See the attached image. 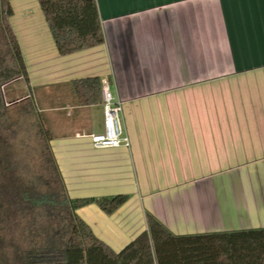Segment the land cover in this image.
Returning a JSON list of instances; mask_svg holds the SVG:
<instances>
[{"label":"crops","instance_id":"obj_1","mask_svg":"<svg viewBox=\"0 0 264 264\" xmlns=\"http://www.w3.org/2000/svg\"><path fill=\"white\" fill-rule=\"evenodd\" d=\"M96 1L104 43L64 56L39 0L10 1L29 83L8 85L39 92L69 197H129L76 213L115 252L147 213L174 235L264 228V0ZM88 77L121 101L129 147L82 137L103 130L102 96L83 105L72 86Z\"/></svg>","mask_w":264,"mask_h":264},{"label":"trees","instance_id":"obj_2","mask_svg":"<svg viewBox=\"0 0 264 264\" xmlns=\"http://www.w3.org/2000/svg\"><path fill=\"white\" fill-rule=\"evenodd\" d=\"M10 1L0 0V171L13 182L0 183V264H7L4 250L20 264H264V228L174 235L147 213V229L118 252L93 233L76 211L95 204L112 214L129 197L71 199L50 146L52 136L31 97L18 102L19 115L12 119L3 88L18 79L28 84L29 76L10 23ZM39 4L60 55L104 43L96 0H39ZM72 86L80 104L101 102L100 78L78 79ZM32 116L35 132L28 122ZM32 136L37 142L34 170L19 163L12 149L27 146L25 140ZM13 223L20 227L17 239L9 232Z\"/></svg>","mask_w":264,"mask_h":264},{"label":"rangeland","instance_id":"obj_3","mask_svg":"<svg viewBox=\"0 0 264 264\" xmlns=\"http://www.w3.org/2000/svg\"><path fill=\"white\" fill-rule=\"evenodd\" d=\"M13 90L17 91L18 95H15V93H17V92L14 93ZM11 91H12V93H11ZM20 93L30 94V90H28L27 87L23 86V83L21 81L15 82L11 85H7L6 87L3 88L4 101H5L6 106H10L12 119H15L19 115V110H20L21 106L18 105L17 96H21ZM38 93H39L38 91H32V93L30 94V97H31L33 108H35V111L39 115L41 123L44 126V121L41 117V114L38 111V109L36 108L35 96L38 95ZM22 116H23V114H21V117ZM23 120H24V118H23ZM35 121H36L35 116H32V118L30 120H28L29 124H31L33 126L32 128H34L33 124H35ZM29 124H26L25 126L27 127ZM32 131L35 132V128ZM20 135L22 138H24L22 133H20ZM9 137L10 138H8V139L10 141L11 136H9ZM25 141H27V143H28L27 146L24 147V145H23V147H22L21 145H19L18 147H15V148L12 147V149L16 150L17 155L19 156V161H18L19 163H21V164L23 163V165L29 164V166H32L31 169L34 170L36 167L35 161H37V156L35 153L37 150V142L35 141L34 136L30 137L29 140L26 139ZM0 145H1V143H0ZM27 150H29V152ZM24 157H25V159H24ZM1 182L4 184H6V182H7L8 185L13 184L12 179L10 177H8L7 174H6V176L3 175L0 171V183ZM9 230H10L9 232L12 234L14 239H17V237L19 236V233H20V227L13 223L10 225ZM3 254L6 258L5 262H7V264H20L17 260L15 262H13V256L11 255L10 251L4 250Z\"/></svg>","mask_w":264,"mask_h":264},{"label":"built area","instance_id":"obj_4","mask_svg":"<svg viewBox=\"0 0 264 264\" xmlns=\"http://www.w3.org/2000/svg\"><path fill=\"white\" fill-rule=\"evenodd\" d=\"M103 104V130L100 133L82 135L88 137L95 149L129 147L130 141L122 124V103L116 99L107 79L101 81Z\"/></svg>","mask_w":264,"mask_h":264}]
</instances>
